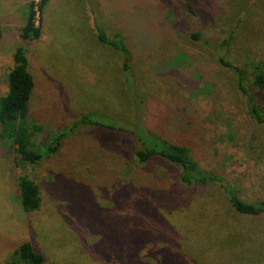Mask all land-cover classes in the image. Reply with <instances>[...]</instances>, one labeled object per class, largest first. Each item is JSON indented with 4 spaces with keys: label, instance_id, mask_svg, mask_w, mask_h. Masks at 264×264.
Segmentation results:
<instances>
[{
    "label": "rangeland",
    "instance_id": "374dc122",
    "mask_svg": "<svg viewBox=\"0 0 264 264\" xmlns=\"http://www.w3.org/2000/svg\"><path fill=\"white\" fill-rule=\"evenodd\" d=\"M0 0V98L8 93L18 47L36 80L31 119L43 151L56 136L60 150L37 165L16 163L0 140V264L18 260L23 243L44 264H264V214L230 204L223 183L247 203L264 200V125L252 120L236 75L264 114V0ZM35 4L41 36H20ZM93 19L131 50L128 89L123 56L97 40ZM200 34L201 40L192 38ZM194 68L177 60L180 55ZM142 104V106H141ZM144 105V106H143ZM101 111L135 128L192 149L200 168L224 182L186 187L165 161L136 165L131 135L74 127ZM105 120V119H104ZM21 176L41 189L40 209L24 214Z\"/></svg>",
    "mask_w": 264,
    "mask_h": 264
},
{
    "label": "trees",
    "instance_id": "16d2710c",
    "mask_svg": "<svg viewBox=\"0 0 264 264\" xmlns=\"http://www.w3.org/2000/svg\"><path fill=\"white\" fill-rule=\"evenodd\" d=\"M49 0H43L39 7L41 15L43 8ZM193 1L184 0L190 13L198 16L193 7ZM97 40L101 45L108 46L123 56L122 71L125 76L128 89L131 91L133 85L132 61L133 56L127 39L122 33H116L110 37L108 33L93 19ZM40 27H36L35 4H30L28 18L22 29L20 39L22 43L30 45L31 42L41 36ZM3 32L0 28V41ZM194 40L200 41V34L192 36ZM28 46L18 47L14 55V67L9 75L8 93L0 98V140L10 144L15 156L16 163L22 165H37L45 157L56 154L63 145L65 133L56 136L50 143L45 144L43 151L35 150L32 146L33 134L41 131V128L33 124L31 119L32 105L36 90V80L31 69V63L27 56ZM177 60L185 62L186 68L195 66L186 59V55H180ZM220 64L232 71L238 81V87L246 97L248 113L252 120L264 125V114L246 88L245 71L225 60L219 59ZM255 86L264 89V70L256 74ZM142 106V104H141ZM144 106V105H143ZM101 111L82 114L74 127L91 126L110 132H123L133 136L141 145V148L132 153L130 160L136 165H147L154 161H165L181 170L180 181L186 187L207 186L224 182L213 173L206 172L200 168L193 157L190 147L179 145L169 139L154 135L142 124L131 128L126 122L112 119ZM105 119V120H104ZM18 202L22 212L27 215L36 213L42 203L41 189L35 181L27 176H21L18 182ZM224 190L229 193L231 207L239 214L247 216H260L264 214V200L254 203L243 201L238 193L225 183ZM18 260L6 262L5 264H44V256L39 254L31 243H23L15 253Z\"/></svg>",
    "mask_w": 264,
    "mask_h": 264
}]
</instances>
